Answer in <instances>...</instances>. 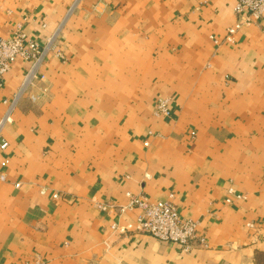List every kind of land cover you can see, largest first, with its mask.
I'll return each instance as SVG.
<instances>
[{
	"label": "crops",
	"instance_id": "1",
	"mask_svg": "<svg viewBox=\"0 0 264 264\" xmlns=\"http://www.w3.org/2000/svg\"><path fill=\"white\" fill-rule=\"evenodd\" d=\"M75 1L0 0V40L43 39ZM236 2L78 3L64 58L3 131L0 264H264V18L225 41ZM28 67L6 74L0 116ZM161 98L170 118L155 116ZM230 189L243 198L227 203ZM127 193L171 201L204 243L114 233L142 214L121 212Z\"/></svg>",
	"mask_w": 264,
	"mask_h": 264
},
{
	"label": "built area",
	"instance_id": "2",
	"mask_svg": "<svg viewBox=\"0 0 264 264\" xmlns=\"http://www.w3.org/2000/svg\"><path fill=\"white\" fill-rule=\"evenodd\" d=\"M79 2L81 0L75 1L56 30L43 39L30 38L23 28L19 27L10 38L0 40V86L3 85L6 74L11 71L18 60H22L29 65L19 89L11 99L3 101L6 110L0 116L1 151H5L9 146L8 141L3 136V131L12 122L13 114L20 100L31 88L45 80L40 75L41 67L52 54L64 58L59 48V41L66 23ZM233 14L236 17L235 23L228 28L225 36V41L229 43H235V37L242 28L264 18V0H237L233 8ZM212 40L219 44L216 38L212 37ZM32 99L37 100V97L33 96ZM155 116L160 118L171 117L170 99L161 98L158 100ZM5 165L6 162L2 163V166ZM16 187H19V184H16ZM126 196L129 201L127 205L121 207V212L137 208L141 210L142 214L137 216L133 222L113 224L111 230L114 233L122 237L131 234L148 235L162 242L176 244L185 251H188L194 242L204 243L203 239L197 237L198 223L182 218L171 201L151 202L146 197L133 196L131 193H127ZM233 196L243 198L241 195H236L234 189H230L226 202L230 203ZM53 197L57 198V195H53ZM98 208L107 212L113 209L114 206L111 203H105L99 204ZM248 226L252 227L253 225L249 224Z\"/></svg>",
	"mask_w": 264,
	"mask_h": 264
}]
</instances>
